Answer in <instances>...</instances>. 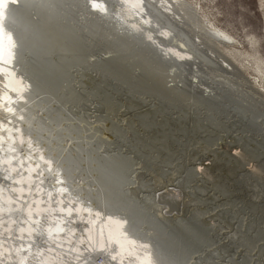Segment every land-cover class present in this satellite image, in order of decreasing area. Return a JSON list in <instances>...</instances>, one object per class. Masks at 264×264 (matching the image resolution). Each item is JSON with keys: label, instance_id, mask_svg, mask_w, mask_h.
Returning a JSON list of instances; mask_svg holds the SVG:
<instances>
[{"label": "rangeland", "instance_id": "374dc122", "mask_svg": "<svg viewBox=\"0 0 264 264\" xmlns=\"http://www.w3.org/2000/svg\"><path fill=\"white\" fill-rule=\"evenodd\" d=\"M29 1L25 126L76 191L172 264H264V0H187L176 62L90 0Z\"/></svg>", "mask_w": 264, "mask_h": 264}, {"label": "bare ground", "instance_id": "6f19581e", "mask_svg": "<svg viewBox=\"0 0 264 264\" xmlns=\"http://www.w3.org/2000/svg\"><path fill=\"white\" fill-rule=\"evenodd\" d=\"M28 1L0 0V264H172L160 246L131 229L129 217L102 211L81 196L63 166L26 128L24 106L34 96V85L24 75L26 59L19 60L18 51L28 48L23 30L29 23L21 26ZM90 1L91 13H105L141 33L162 59L176 62L191 55L173 27L189 21L187 0ZM213 29L232 41L222 29ZM167 36L178 42L167 43Z\"/></svg>", "mask_w": 264, "mask_h": 264}]
</instances>
